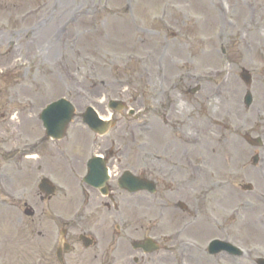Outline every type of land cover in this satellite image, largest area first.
<instances>
[{
  "label": "rangeland",
  "instance_id": "374dc122",
  "mask_svg": "<svg viewBox=\"0 0 264 264\" xmlns=\"http://www.w3.org/2000/svg\"><path fill=\"white\" fill-rule=\"evenodd\" d=\"M231 1L237 14L235 28L224 25L216 0H0V87L4 81L10 93L17 90L21 97L31 96L34 117L47 102L62 96L70 98L78 112L90 103L108 114L105 104L114 98L126 101L138 114L134 119L125 112L115 115L119 128L110 132L107 143L115 142L119 131L118 142L123 139L127 144L128 137L121 128L148 118L171 125L181 116V122H186L183 134L194 136L200 130L204 135L201 147H188L187 157L191 158L186 159L182 157L183 147L173 145L176 139L167 142L169 148L163 143L154 149L148 130L136 131L134 173L157 182V192L141 193V209L134 211L136 225H148L142 233L138 228V237L148 233L158 241L164 239L165 250L152 255L154 264H178V241L183 238H194L203 248L202 252L188 251V264H256L258 258H264V185L259 174L264 171V148L249 142L256 136L264 139V0ZM249 5L257 7L254 19L248 16ZM82 9L88 15L61 29L69 34L57 41L59 25L64 22L65 26L67 18L75 19ZM257 26L259 34L255 32ZM44 30L48 36L37 37L36 31L43 34ZM71 36L77 38L73 48L68 44ZM248 41H252L253 49L245 46ZM52 44L54 48L47 50ZM227 45L223 53L221 47ZM227 58L233 63V75L224 82L222 97L216 98L214 89ZM4 67L7 71L1 73ZM243 69L252 75L249 87L240 76ZM197 85L199 91L190 94ZM247 90L253 95L249 108L243 105ZM169 101L176 103L177 111L167 117ZM228 102L234 103L233 122L238 128L231 141L216 145L217 128L213 131L208 125L214 120V108L219 113ZM10 107L5 104L2 109ZM237 107L247 120L238 117ZM257 113L261 122L254 124ZM26 121L29 128L38 126L34 118ZM222 127L226 132L227 126ZM220 134L227 137L230 132ZM80 137L76 154H82V148L90 144L88 135L82 133ZM255 154L262 158L260 168L253 164ZM195 164L200 167L198 174H192ZM245 184L252 190H242ZM53 208L70 210L59 202ZM161 211H165L162 219ZM21 214L0 208L1 264L2 258L10 260L6 264H23L24 260L25 264L36 263L32 248L24 247L26 239L14 226L18 221L28 225L29 219ZM195 219L183 235L175 236L183 223ZM211 238L233 241L249 250L251 258L243 261V257L223 255L218 260L204 250ZM183 246L186 250L187 245ZM46 257L53 260L51 253Z\"/></svg>",
  "mask_w": 264,
  "mask_h": 264
},
{
  "label": "flooded vegetation",
  "instance_id": "af4514ba",
  "mask_svg": "<svg viewBox=\"0 0 264 264\" xmlns=\"http://www.w3.org/2000/svg\"><path fill=\"white\" fill-rule=\"evenodd\" d=\"M108 189L109 191H107V195H102L100 198V201H101L100 204L103 207L101 211H105L106 213L114 210L116 206L120 205L121 202L125 200L122 194L117 191V186H115V184L108 185ZM130 201L131 202L128 205L130 208H132L134 206V199H130ZM112 234L114 235L113 232ZM121 247L122 245H120V248ZM109 249H110V245H108L107 248L104 247L102 251L97 252L101 254V259L99 260L100 261L99 264H109V260L107 259H109V257L112 256L111 250ZM126 252L132 253L130 250H127ZM97 257H98V254L94 256L95 259H97ZM77 261H78V256L75 253L74 263L77 264L78 263Z\"/></svg>",
  "mask_w": 264,
  "mask_h": 264
},
{
  "label": "bare ground",
  "instance_id": "6f19581e",
  "mask_svg": "<svg viewBox=\"0 0 264 264\" xmlns=\"http://www.w3.org/2000/svg\"><path fill=\"white\" fill-rule=\"evenodd\" d=\"M257 11H258V10H257ZM180 108H181V105H180ZM180 108H178V109H180ZM230 109H231V107H230ZM213 112H214V114H215L214 117H217V112H216V109H215V108H214V111H213ZM236 112H237V115H239L238 117H240V118L243 119V120H246V117H245L244 114L241 112L240 108L237 107ZM224 113H225V112H224ZM100 115H101L102 118H104V119H109V117H110V114H107V115L104 116V115H102V114L100 113ZM205 124H206V123H205ZM149 125H150V124H148L144 129H146V128H147V129L150 128ZM206 126H207V124H206ZM206 129L208 130V128H206ZM148 131H149L150 133L153 132V131H157V132H159L158 128L156 127V125H154V123H153V126H152ZM180 131L182 132V128H181ZM156 135H157V134H156ZM156 135H155V136H156ZM156 138H157V137L154 138L155 141L158 140V139L156 140ZM152 139H153V137H152ZM185 139H186V141H188L189 143H194V141H195V139L192 138L191 135H189V134L185 136ZM159 140H160V139H159ZM155 141H154V142H155ZM178 141H179V144H181V142H180L181 140L179 139ZM216 145H217V144H216ZM216 145H215V148H216ZM201 146H202V144H201ZM187 147H188V145H185V146H184V149H186ZM199 147H200V146H199ZM197 148H198V147H197ZM214 150H215V149H214ZM211 152H212V153H215V152H213L212 150H210V153H211Z\"/></svg>",
  "mask_w": 264,
  "mask_h": 264
}]
</instances>
